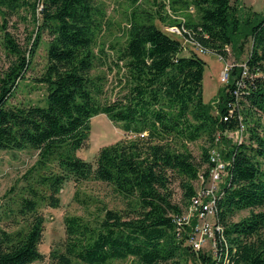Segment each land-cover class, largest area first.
<instances>
[{
	"label": "trees",
	"instance_id": "1",
	"mask_svg": "<svg viewBox=\"0 0 264 264\" xmlns=\"http://www.w3.org/2000/svg\"><path fill=\"white\" fill-rule=\"evenodd\" d=\"M130 2L135 7L138 0ZM171 2L196 9L198 19L185 22L190 34L184 36L208 52L223 57L232 45L243 53L251 41L245 64L231 69L216 102L203 97L206 60L156 24L157 17L166 21L161 10L141 15L132 9L125 40L108 50L99 46L106 22L99 0H0V29L13 56L0 77V150L38 153L17 207L0 210V264L44 259L40 204L59 207L68 180L89 178L111 186L126 207L103 203L90 219L67 214L65 239L51 250V264H264V14L244 18L232 0ZM22 11L35 24L27 46L7 25ZM43 32L50 36L47 63L35 80L46 85L45 97L12 104ZM110 57L109 67L118 74L113 98L97 71ZM100 113L132 137L102 146L92 162L77 151L88 144L91 119ZM242 124L244 139L233 141L226 133ZM217 138L230 164L217 200L222 229L220 256L214 258L187 242L178 217L196 194L199 172L209 174V150ZM200 140L205 145L198 160L190 144ZM174 177L181 179L182 202L173 200ZM241 211L247 214L235 219Z\"/></svg>",
	"mask_w": 264,
	"mask_h": 264
},
{
	"label": "rangeland",
	"instance_id": "2",
	"mask_svg": "<svg viewBox=\"0 0 264 264\" xmlns=\"http://www.w3.org/2000/svg\"><path fill=\"white\" fill-rule=\"evenodd\" d=\"M172 0H138L134 7L130 0H99L101 7L106 13V22L103 30L99 34V46L108 48L109 45L117 41H123L126 38L127 27L129 26V17L132 9L137 13L144 15L145 11L156 13L157 10L166 16V21L161 18L155 19L156 24L167 30V27L178 24L177 22H193L198 19V13L193 6H182L180 4H171ZM239 6L240 15L246 18L248 15L254 16V13L264 14V0H232ZM165 6L162 8V6ZM27 15V11H22L21 15H15L7 21L8 29L14 35L17 42L22 46H27L30 42L31 31L35 24L32 18L27 20L21 16ZM33 38V36H32ZM3 32L0 29V77L8 68L13 56L5 48ZM50 36L48 32H43L39 46L34 55L31 68L26 73L25 79H22L10 99L12 104H20L28 101L38 102L43 100L46 94V85L36 81L41 76L47 63V48ZM186 47L191 44L186 42ZM251 41L245 45L243 53L238 47L232 45L228 47L227 55L220 57L214 52L201 53V57L207 62L203 79V97L206 102H216L218 90L224 86L221 80V71L227 64L232 69L234 66L244 65L249 56ZM185 54L189 52L184 50ZM106 64L99 67L97 71L105 76L107 95L113 98L118 89V74L109 66L112 65L111 57ZM132 137L119 126L115 125L106 114L100 113L91 119V130L88 144L79 149L77 154L86 160L92 162L99 152V149L108 144L115 143L122 138ZM205 142L200 140L190 144V149L199 160L202 156V146ZM37 151L33 149L25 150H0V210L11 205L17 207L22 195L25 194L24 187L28 181L24 177L27 170L37 159ZM198 185V183H196ZM173 189V200L182 202L183 189L181 179L174 177L171 183ZM12 190V191H11ZM5 193H8L5 195ZM77 197H75V195ZM60 206L52 207L46 202L39 206L40 212L45 216V229L42 242L39 245L40 251L45 255L42 260L31 264H51L50 252L65 239V216L67 214L82 215L88 219L94 218L97 209L103 203L114 209H124L126 204L122 197L118 195L107 183L89 178L76 184L73 180H68L60 190ZM247 214V211H241L235 219ZM211 240H208L203 250L210 251ZM110 264H133L131 259L114 260ZM189 264H193L192 261Z\"/></svg>",
	"mask_w": 264,
	"mask_h": 264
},
{
	"label": "built area",
	"instance_id": "3",
	"mask_svg": "<svg viewBox=\"0 0 264 264\" xmlns=\"http://www.w3.org/2000/svg\"><path fill=\"white\" fill-rule=\"evenodd\" d=\"M169 33L181 37L183 44L190 43L199 53L208 52L199 42L192 37L185 38L184 32L190 34V30L186 27L185 21L180 24H175L167 27ZM222 57V56H220ZM231 68L225 65L221 71V80L228 83ZM246 71L244 70V74ZM245 126L242 124L235 131L227 132V136L233 141H242L244 139ZM219 138L216 140V145H213L209 150V174L205 171L199 172L198 187L196 194L191 198L184 213L178 217L179 223L185 226L188 232L187 242L194 249H203L208 240H211L210 252L213 257L220 256L218 252V237L217 232L222 229L218 223L217 216V200L222 195L221 187L228 175V166L230 159L224 157L223 150L218 146Z\"/></svg>",
	"mask_w": 264,
	"mask_h": 264
}]
</instances>
